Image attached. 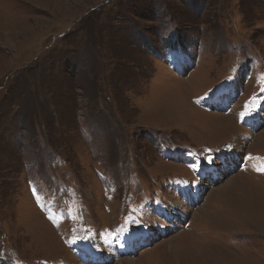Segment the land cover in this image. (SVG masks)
I'll return each mask as SVG.
<instances>
[{"label": "rangeland", "instance_id": "374dc122", "mask_svg": "<svg viewBox=\"0 0 264 264\" xmlns=\"http://www.w3.org/2000/svg\"><path fill=\"white\" fill-rule=\"evenodd\" d=\"M126 260L264 264V0H0V264Z\"/></svg>", "mask_w": 264, "mask_h": 264}, {"label": "bare ground", "instance_id": "6f19581e", "mask_svg": "<svg viewBox=\"0 0 264 264\" xmlns=\"http://www.w3.org/2000/svg\"><path fill=\"white\" fill-rule=\"evenodd\" d=\"M195 75H196V72L194 73ZM194 75V78H196V76ZM193 76V75H192ZM193 108H194V110L195 111H197L196 110V108L193 106ZM198 112V111H197ZM202 114V113H201ZM208 117V116H207ZM258 186V185H257ZM48 225V224H47ZM48 228H50V227H48ZM127 262H126V264H132V262H130L129 260H126ZM97 262V261H96ZM121 263V262H120Z\"/></svg>", "mask_w": 264, "mask_h": 264}]
</instances>
